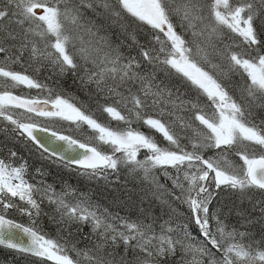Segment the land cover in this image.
<instances>
[{"label":"snow or ice","instance_id":"snow-or-ice-1","mask_svg":"<svg viewBox=\"0 0 264 264\" xmlns=\"http://www.w3.org/2000/svg\"><path fill=\"white\" fill-rule=\"evenodd\" d=\"M11 264H264V0H0Z\"/></svg>","mask_w":264,"mask_h":264},{"label":"trees","instance_id":"trees-1","mask_svg":"<svg viewBox=\"0 0 264 264\" xmlns=\"http://www.w3.org/2000/svg\"><path fill=\"white\" fill-rule=\"evenodd\" d=\"M0 264H11V257L7 256L3 251H0Z\"/></svg>","mask_w":264,"mask_h":264}]
</instances>
